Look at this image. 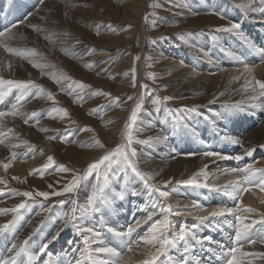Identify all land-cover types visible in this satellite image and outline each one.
Segmentation results:
<instances>
[{
    "label": "rangeland",
    "instance_id": "rangeland-1",
    "mask_svg": "<svg viewBox=\"0 0 264 264\" xmlns=\"http://www.w3.org/2000/svg\"><path fill=\"white\" fill-rule=\"evenodd\" d=\"M33 1L35 4H32L28 10V16L26 15L22 18L24 11L18 14V10ZM256 1L81 0L75 5L76 8L70 9L69 18L64 19L62 17L59 18L57 12L65 6L58 3L59 7L57 8L55 5L56 1L54 4L49 2V0H43L42 3L41 0H12V3H10L13 5V9H15V5H18L16 6L18 8L12 12L18 22L11 30L14 33L18 32V37H28L26 40L23 39V41L30 39L29 42L35 48H31L33 52L31 56L33 58L31 56L28 58L14 56L0 48L3 54L5 53L8 57L13 58L11 61L10 58H0V67L3 65L6 67V65H9V61L11 67L8 66V71H6V68L4 70L6 73H10L12 77L15 76L14 78L16 79L14 80L31 81L43 88L46 93H51L54 97L53 100H49L46 95H37L38 89H31L30 94L27 95V97H31L27 101L31 104L35 102L38 105L36 113L38 115L42 114L38 120L40 126L33 127L32 133L28 132L26 134L25 144L20 142V146H17L22 148V150L24 148L22 156H27L32 151H34V154L38 153L40 148L38 147V149L37 145L34 144V132L40 133L44 128H49L50 132L53 133L52 136L57 139H53L57 147L50 152L48 149L44 150L45 152L43 151V153L47 152V154H44L41 163L32 170L31 178L33 181L31 179L30 181L25 176L17 177L12 175L3 183H0V193H2L0 194V210L12 209L22 202H26L28 205L20 209L18 214L8 212L0 214V216H9L10 220H13L14 215H18L20 218L24 213H30L34 210H38V214L46 216L58 213L60 217L48 235L52 234L57 225L60 224L65 230L64 237L67 238L71 233L70 226L74 222V215L82 210L76 209V205L77 197L83 188L88 189V193L84 194L86 199L84 207L87 204L88 197L100 187L103 188V192H98V195L102 197L98 200V205L106 203L111 199L110 196L112 195L122 198L121 200L125 198L128 200L133 199L136 195L132 194L133 189L129 186L132 180L139 182V187L142 189L140 194H149V190L144 187L143 181L131 169L127 170L125 174V172L118 169L116 164H113L111 169L108 168V162L101 165L99 180H97V173L88 174L90 164L96 163L103 156L127 144L125 126L128 124L132 110L137 102H140L142 107L138 111V118L135 124L131 127L132 148L137 152V159L135 160L137 169L146 177L152 176L153 179L149 180L148 183L163 191H167L169 193L168 197L175 195L179 190H183L184 186L187 185L177 183L178 181L174 187L171 184L165 186L166 181L157 179L153 171L145 166L142 161L144 159L143 153L156 148L159 149V146L157 147L158 137L149 130L151 129V124L156 121V123L171 129L174 133L178 132V134L189 132V130L194 128L197 130H201V127L208 128L206 125L208 122L204 117L206 114L205 110L212 109L215 106L218 108L220 103L216 101L212 93L201 100L202 91H200L202 92L200 95L192 96L188 92L180 91L176 88L178 83L176 71L167 63L156 58L153 52L161 46L170 47L172 45L178 47L182 43H188L194 32H224L217 31V29L228 27L232 21L221 11L229 6L241 8L247 6L249 2L255 3ZM17 14L20 18H18ZM138 18L143 21V31L137 25ZM57 20L62 22V24L59 21L57 22ZM39 23L41 25L47 24L48 26L55 24L63 28L66 26L65 29L74 33L77 32V34H75L76 37L72 39V42L69 43V39H67V48L62 45L63 47L60 46V48H57L59 50H56L55 47L51 48V41L48 43L46 40L44 41L41 32L37 31L36 34V31L33 30L32 26L40 28L38 26ZM141 34L143 35L142 37ZM35 35L40 37H35ZM49 49L52 50L50 51ZM64 58H66V62H64ZM41 60L42 62H40ZM33 62L36 64L40 63L39 65L43 63V69L40 70L41 68L33 67ZM133 75H135V86ZM150 77H155V79ZM57 80H59V83H57ZM78 84H83L84 87H77ZM141 85L146 86V88H142ZM7 87L5 85L2 89ZM15 89L23 92L22 89ZM8 95L5 96L4 100L9 98ZM141 95H143L142 101L140 100ZM128 97H132V99H128ZM164 97H172V99L164 100ZM4 100L0 102V111H3L1 106H4ZM230 105L231 103L223 104L219 106V109L222 110ZM54 108L66 110L67 115L54 113L52 111ZM261 117L257 120L258 123H260ZM30 122L28 121L27 123L29 127L33 124ZM258 123L251 125L247 129L248 133L255 130L259 126ZM61 138H64L66 142H62ZM2 139L0 138V140ZM141 141L145 143H139ZM261 145L254 147L255 151L251 155V164H260L264 160V147H261ZM66 148H69V152ZM65 151H67V154H65ZM203 152L187 150L178 156L190 162L198 158L206 160L204 163L205 172L210 171L212 168L223 167L219 163L221 161L211 157H204L201 155ZM88 156L89 159H92H87ZM49 157H52L53 164L44 170V165L48 163ZM241 165L240 168L245 167L246 162H242ZM60 168H66L68 171H59L58 169ZM36 170H44V174L41 176ZM105 172H108L110 177L106 187H104L103 180ZM14 177L17 179H14ZM74 177H80L81 179L73 193H66L62 196L50 195L48 199L35 196L36 191L50 194L53 191H62ZM217 177L224 178L221 173ZM175 189L176 191H173ZM24 192H32L33 198L26 199L23 195L16 194ZM118 193H123V195H118ZM156 197L158 201L155 202L157 204L160 202L159 204L164 207L169 206L164 205L167 198H161L158 194H154V198ZM172 199L170 198L169 201ZM128 203L131 204V201ZM151 203L152 200H149L150 205ZM236 204L237 200H233L232 207H235ZM69 215L70 217L67 219ZM65 219L67 220L65 221ZM177 219L180 221L179 218ZM18 220H15V222ZM185 221H191V219ZM188 224L189 222L185 223L184 228L186 226L187 229ZM179 225H181V222ZM179 225L176 226L178 230L180 228ZM22 227V229L21 226L19 227L20 231L25 228L24 225ZM8 230L0 234V237L6 234ZM136 230H138V235L134 239L138 242V239L144 235L139 232V229ZM140 244L143 245L144 243L140 242ZM257 244L263 245L261 242H257Z\"/></svg>",
    "mask_w": 264,
    "mask_h": 264
},
{
    "label": "bare ground",
    "instance_id": "bare-ground-1",
    "mask_svg": "<svg viewBox=\"0 0 264 264\" xmlns=\"http://www.w3.org/2000/svg\"><path fill=\"white\" fill-rule=\"evenodd\" d=\"M78 1L80 2L81 0H49V2L56 3L55 5L57 8L59 7L58 3L65 6L62 9L63 11L59 9V13L57 12L59 18L62 17L64 19L69 18L70 9L76 8L75 5H77ZM10 2L12 3V0L0 1V31L5 30L13 24L16 25L18 22L15 16L12 15L13 10H16L18 8L16 6L18 5H15V9H13V5H11ZM32 4L34 5L35 2L33 1L22 9L20 8L18 14L24 11L21 17L23 18L26 16ZM250 5L254 9H264V0H257ZM247 6L241 8L229 6L221 11L232 23L235 22L240 25L237 31L215 33L194 32L188 43H182L180 44L181 46L179 45L178 47L172 45L170 47L161 46L153 52L154 54L152 53L156 58L167 63L171 68H174L176 77L178 78L176 88L180 91H186L192 96L200 95L203 92V96L200 98L201 100L207 98V96L212 93L216 101L220 103L219 106L231 103L229 107H225L222 110L219 109V106L218 108L215 106L212 107V109L205 110L206 114L204 117L208 122L206 123L208 128L201 127V130L194 128L195 130L192 129L189 130V132L178 134V132L174 133V131L156 123V121L152 122L151 129L149 130L153 135L158 137L157 147L159 146V149L156 148L152 151L143 153L144 159L142 161L145 166L153 171L157 179L160 181L171 180L172 183L170 184L174 187L177 181H187L201 172L207 176L206 181L204 175L200 176L199 179L201 183H207L209 185L208 187L187 185L184 186V188L182 187L183 190H179L175 195L168 197L167 201L165 200L166 202L164 205L172 206L174 210L178 209L185 211L187 209H192L193 202L204 205L209 211L217 206L232 207L233 198L217 189L224 186L231 188L232 184L244 186L246 182L244 181V174L232 172L231 170L240 169L242 162H246L243 168L252 166L254 170H264V160L261 161L260 164H251V156H244V158L239 161L235 159L219 160L221 161L219 162L220 165L223 167L212 168L210 171L206 172L204 169L206 160L198 158L190 162L178 156L187 150H211L228 156H236L243 155L244 151L247 149H253L258 145L264 144V96H259L260 89L253 83V81H264V63L261 62L262 57L260 55V52L264 51V12L249 11L247 10ZM18 14L17 16L20 18ZM59 20H57V22ZM60 23L62 24V22ZM43 25L44 24L41 25L39 23L38 26L40 28L38 29H41L39 32H41L44 41L46 40L47 43L51 41V48L55 47L56 50H59L57 48H60L62 45L67 48V39H69L70 43L72 39L76 37L75 34H77V32L74 33L65 29L66 26L63 28L55 24L49 26L47 24ZM137 25L139 29L143 31V21L139 20ZM11 33L13 34V39L7 41L8 46L11 48L17 50H31V48H35V46L32 47L31 42H29L30 39L25 41L28 37H18L19 33L17 32V35L13 30H11ZM36 36L37 35H35V37ZM142 36L141 34V37ZM37 37L39 38L40 36ZM23 39L25 40L23 41ZM49 50L51 51L52 49ZM1 51V59H3V57L6 59L10 58ZM65 59L66 58H64V60ZM11 60H13V58H10V61ZM66 61L67 60L64 62ZM40 62H42V60ZM8 63L10 65L9 61ZM245 65L251 68V73L244 72ZM3 66L0 67V79H16L14 78L15 76L12 77L10 73L5 72V68L7 69L6 71L9 70L8 65L2 68ZM221 69H223V71ZM55 71L57 72V70ZM2 87H5V85L0 86V89H2ZM13 88L15 89V87ZM14 89H11L9 92L8 97L10 99L4 100L5 104L1 106L3 111L19 112V115L16 116L9 115L0 118V138H3V143H0V181L3 182L12 175L17 177L25 176L29 178V180H32L30 173L41 163L44 154H47V152L43 153V151L48 149L50 152L57 147L53 139H48V137H53V133L50 132L49 128H47V131H44V129H46L44 128L40 133L34 132L35 135H33L34 144L37 145V148H40V151L38 150L39 152L37 151L38 153L36 154L32 151V153H29L27 156H22L24 148L22 150V148L17 145H19L20 142L25 144L26 134L28 132L30 133L33 127L39 125L38 120L42 114L38 115V113H36L38 105L35 102L31 104L27 101L31 96L27 97V95H25L23 99L18 100V97H21L23 92ZM254 96L259 98L254 100L252 99ZM237 104H239V107H232ZM33 113H35V115H33ZM260 116H262L261 121L258 123L257 120H259ZM25 121H27V123L31 121L33 123L32 126L29 127ZM255 123H258L259 126L248 133L247 129ZM222 132L240 138L241 144L233 145L226 142L220 135ZM66 150L69 152V148H66ZM67 151H65V154H67ZM13 152L16 153V159L14 160L11 155ZM211 158L216 159L215 157ZM87 159H89V156ZM91 159L92 158L89 160ZM222 161H224V163H222ZM5 163L9 164L7 170L3 167ZM217 169L219 170L217 171ZM220 173L224 177L223 179L217 177ZM261 179H264V176H262L259 171H256L254 176L251 177L252 184L247 185L249 190L243 192L237 201L240 205L238 214L241 216V221L243 224L251 225L250 236L253 239H257L258 243H260V234L264 232V223L261 222L264 221V202H262L264 201V190L256 186ZM139 185V182L136 180H132L129 184L131 189L136 190L140 194L142 189ZM173 191H176V189ZM86 193H88V189L83 188L77 197L76 209L82 210L73 217L74 222L70 226V236L67 238L64 237L65 230L60 224L57 225L52 234L50 233L48 235V233L53 230L54 225H56L60 214L52 213L46 216L44 214H38V210H34L30 213L26 212L21 215L22 217H20L12 227H10L6 234L0 237V260L8 259L12 255L8 249L11 248L13 244L19 245L27 241V252L32 255L34 259L29 261L28 256L22 255L17 258L16 264H21V262H23V264H45V262H47V264H76L77 261H80V264H89L90 258H107L103 256V254H96L91 250L99 246H104V244L117 245L119 243V238L115 235V232H126L130 225H134L137 220H141V224L136 229H139V232L145 235L153 223L161 220L164 215L160 209L153 210L151 208L149 204V194H137L136 197L134 196L133 199L131 198L129 200L126 198L121 200L122 198H117V196L112 195L110 196L111 199L106 203L98 205V211L86 213L83 211L84 201H86L84 194ZM170 198L173 199L169 201ZM153 199L156 202L158 201L157 197L154 198V195L151 200L153 201ZM129 201H131V204L128 203ZM159 203L160 202H158V204ZM244 208H250L253 212H243L242 210ZM151 211H154L155 214L151 219H148V213ZM200 215H207V213L192 210L191 215L169 214V219L174 231L170 230L167 234H177L179 230L176 226L181 222L179 226L180 228H184L185 223L189 222L187 229H191L193 225H197L194 229L196 236H210L213 241L223 243L226 248H231L234 245L236 231L234 226L238 224L234 216L210 217L208 220L200 222L196 219V217ZM68 217H70V215L67 216V219ZM177 218H179L180 221ZM67 219H65V221ZM187 219H191V221H185ZM9 220V216H0V225ZM23 225L25 228L20 231L19 227L21 226L22 229ZM78 228L86 231L78 232ZM109 228L115 231L110 232ZM255 230L257 231L254 233ZM137 232L138 230H135L132 236L130 238L126 237V239L136 241L134 238L138 235ZM95 233L100 234L98 239L103 241V244H85L84 235H88L91 241L96 239ZM53 237H56V239L53 240ZM138 240V243L133 246L131 252L127 249H123L124 259L127 261V264H142L143 260L148 258V250L152 246L142 245L140 242L143 243V241L140 239ZM49 241H51V243H49ZM188 242L195 245L192 254L195 256V259L189 258L188 264H223V260L218 259V257L222 255L219 243H208L204 241L203 245L196 244V241L191 239V232L189 233ZM44 244H47L48 247L44 252H41V248ZM182 248L183 243H180L178 247L169 248L168 255L161 257L156 264H175L176 261L182 259L183 255H185L182 252ZM240 251L255 254L254 256L250 255L247 257L248 259H252L253 264H264V259L260 258V255L264 254V243L263 245L245 243ZM168 256H171L172 259L169 260Z\"/></svg>",
    "mask_w": 264,
    "mask_h": 264
},
{
    "label": "snow or ice",
    "instance_id": "snow-or-ice-1",
    "mask_svg": "<svg viewBox=\"0 0 264 264\" xmlns=\"http://www.w3.org/2000/svg\"><path fill=\"white\" fill-rule=\"evenodd\" d=\"M43 0H41V3ZM247 10L249 11H256V12H264V9H254L251 7V5L247 6ZM16 25L13 24L10 27L6 28L3 31H0V48H3L5 52H8L14 56H19L21 58H28L31 55H33L32 50H17L13 49L10 46H8L7 41L13 39V34L11 33V28L15 27ZM33 30L35 31H41V29L36 28V26H32ZM240 25L238 23H231L228 27L217 29V31H225V32H234L239 30ZM260 55L262 57V63H264V51L260 52ZM139 59V57H137ZM242 62V61H241ZM11 67V65H8ZM33 67L41 68L43 69V65L39 64H33ZM223 71V69H221ZM244 72L245 73H251V68L247 65L244 66ZM43 74V72H42ZM152 79H155V77H150ZM134 80V86H135V75H133ZM57 83H59V80H57ZM255 86H258L260 89L259 96H264V82L261 81H253ZM0 85H7V89H0V102H2L5 98V96L8 95V93L11 91L13 87L22 89L23 94L21 97H18V100H21L24 98L25 95L30 94L31 89L35 88L38 89L37 95H46L49 100H53L54 97L51 93H46L43 88H40L38 85L31 81H18V80H4L0 79ZM77 87L83 88V84H78ZM142 88H146V86L141 85ZM259 97L254 96L252 99H258ZM128 99H132V97H128ZM164 100L172 99V97H164ZM140 100H143V95H141ZM259 106V105H258ZM15 107V106H14ZM142 104L140 102L136 103L135 108L132 110L131 116L129 118L128 124L126 127V139L127 144L122 145L121 147L117 148L116 151L111 152L105 156H103L99 161L96 163L90 164L88 168V174L97 173V180L100 179L99 170L101 165H103L105 162H108V168L111 169L113 164H116L118 166V169L120 171L127 173V170L131 169L132 172H134L141 181L144 183V187L149 190V198L152 199L154 194H158L161 198H168L169 193L167 191H163L158 187H155L148 183L149 180L153 179L152 176H145L143 173H140L139 170L136 167L135 160L137 159V152L135 149L132 148V135H131V127L135 124L137 118H138V111L141 109ZM232 107H239V104L234 105ZM54 113H62L64 116L67 115L66 110L63 109H56L54 108L52 110ZM16 116L19 115L18 111H0V118H3L5 116ZM35 115V113H33ZM27 123V121H25ZM44 131H47V129H44ZM222 136V139H224L226 142H229L233 145H240L241 140L240 138L234 137L227 133H220ZM48 139H56V137H48ZM62 142L64 141V138H61ZM0 143H3V140H0ZM139 143H145L143 141ZM261 147H264V145H261ZM255 151V149H247L244 151L243 155H236V156H228L220 152L215 151H204L201 153L204 157H215L217 160H227V159H235L237 161L244 158V156H251L252 153ZM129 153L131 154L129 156ZM12 159H16V153L13 152ZM53 164L52 157H49L48 163L44 165V170L51 167ZM3 167L5 170L8 169L9 164L5 163L3 164ZM207 167V166H206ZM44 170H36L39 175L44 174ZM59 171L67 172L68 169L66 168H60ZM232 172H239L244 174V181L246 184L244 186L232 184L231 188L228 186H224L222 188H218L217 190L223 191L225 195H228L233 198V200H239L240 195L243 192H246L249 190L247 185L252 184L251 177L254 176L256 171H259L262 176H264V170L259 169H252V166H249L248 168H240V169H232ZM31 174V173H30ZM204 175L205 181L207 180V176L201 172L197 174L195 177L187 180V181H178L177 183H182L186 185H192L195 187H208L209 185L207 183H201L199 177ZM14 179H17L14 177ZM80 177H74L64 188L62 191H53L51 194L48 192H40L36 191L35 196L43 197L44 199H48L50 195L54 196H62L66 193H73L76 188L78 187L80 183ZM109 174L108 172L104 173L103 180H104V187L107 186L109 182ZM0 183H3V181H0ZM172 183L171 180L165 182V186L167 184ZM257 187L261 188V190H264V179H261L257 185ZM98 192H103V188H97L92 192V194L87 199V204L84 207V212H95L98 211V200H100L102 197L98 195ZM2 194V193H0ZM18 195H23L26 199H32L33 193L32 192H24V193H16ZM133 195L139 194L136 190H133ZM118 195H123V193H118ZM264 202V201H262ZM75 203V201H73ZM26 202H22L18 205H16L12 209H2L0 210V214H6L8 212H11L13 214H18L20 212V209H23L27 207ZM159 207L160 211L164 213L163 218L155 223L148 229V232L140 237V240L143 241L144 245H151L152 247L148 250V258L143 260L142 264H156L158 260H160L161 257L168 255V249L173 247H178L180 243H183L182 252L185 254L183 255V258L176 261L175 264H188L189 258L195 259V256L192 255L195 245H192L188 242L189 233L191 232V239L196 241V244L203 245L204 241H207L208 243H219L216 241H213L210 236L205 237H198L195 234L194 229L197 227V225H193L191 229H185L180 228L178 233L175 235H169L167 234L170 230L174 231L172 229V224L169 219V214H175V215H191L192 210L204 212L207 213V215H200L197 216L196 219L200 222H203L205 220H208L210 217H223V216H234L238 224L234 226L236 228L235 231V237H234V245L231 248H226V246L223 243H219V247L222 250V255L218 257V259L223 260V264H253L252 259H248L250 255L254 256L255 254H249L245 252H241L240 249L244 246L245 243L248 244H256L258 241L257 239H253L250 236V229L251 225L243 224L241 221V216L238 214V211L240 210L239 203L236 204L235 207H226V206H217L213 208L211 211L208 210L207 207L204 205L199 204L198 202H193L192 209H186L185 211L181 210H174L172 206L164 207L163 205H158L154 200L151 203V208L153 210L157 209ZM243 212L252 213L253 210L250 208H244L242 210ZM155 214L154 211H151L148 213V219H151V217ZM19 219L18 215H14L13 220L8 221L4 225H0V234H3L6 230L10 229L14 225L15 220ZM141 220H137L134 225H130L126 232H115V235L119 238V243L115 246L104 244V246H99L91 251L96 254H103V256L107 257L106 259H100V258H94L89 260V264H127V261L124 259L123 255V249H127L129 252L132 251L133 246L137 244L138 242L132 241L130 238L132 236V233L136 230V228L141 224ZM264 223V221H261ZM255 223V222H254ZM78 232H84L86 230L78 228ZM110 232H114L115 230L112 228H109ZM94 240H89L88 235H84V242L85 244L90 245L91 243H99L103 244V241H100L98 238L100 236L99 233H95ZM53 240L56 239V237L52 238ZM261 243H264V233L260 234V241ZM51 243V241H49ZM71 243V242H69ZM27 241H24L20 243L19 245L13 244L11 248L8 249L12 255L5 260H0V264H16L17 258L26 255L28 256L29 261L33 260L34 257L30 255L27 252L26 249ZM158 245V247H157ZM48 245L44 244L41 248V252H44L45 249H47ZM261 259H264V254L260 255ZM168 259L171 260L172 257L168 256ZM23 264V262H21ZM47 264V262H45ZM76 264H80V261H77Z\"/></svg>",
    "mask_w": 264,
    "mask_h": 264
}]
</instances>
